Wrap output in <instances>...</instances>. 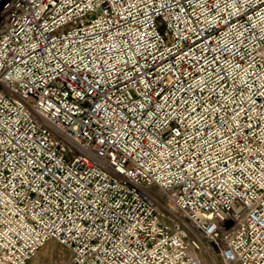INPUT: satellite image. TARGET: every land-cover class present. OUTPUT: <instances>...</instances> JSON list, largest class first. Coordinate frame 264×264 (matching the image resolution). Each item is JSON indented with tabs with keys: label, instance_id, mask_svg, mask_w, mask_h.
Segmentation results:
<instances>
[{
	"label": "built area",
	"instance_id": "built-area-1",
	"mask_svg": "<svg viewBox=\"0 0 264 264\" xmlns=\"http://www.w3.org/2000/svg\"><path fill=\"white\" fill-rule=\"evenodd\" d=\"M264 264V0H0V264Z\"/></svg>",
	"mask_w": 264,
	"mask_h": 264
},
{
	"label": "rangeland",
	"instance_id": "rangeland-1",
	"mask_svg": "<svg viewBox=\"0 0 264 264\" xmlns=\"http://www.w3.org/2000/svg\"><path fill=\"white\" fill-rule=\"evenodd\" d=\"M70 260L69 251L56 241H48L27 264H67ZM203 264H223L219 257L213 262L202 255Z\"/></svg>",
	"mask_w": 264,
	"mask_h": 264
}]
</instances>
